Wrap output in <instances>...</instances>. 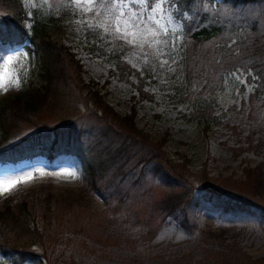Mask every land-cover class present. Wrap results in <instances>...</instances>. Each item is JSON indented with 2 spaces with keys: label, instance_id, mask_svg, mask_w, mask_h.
Returning <instances> with one entry per match:
<instances>
[{
  "label": "rangeland",
  "instance_id": "1",
  "mask_svg": "<svg viewBox=\"0 0 264 264\" xmlns=\"http://www.w3.org/2000/svg\"><path fill=\"white\" fill-rule=\"evenodd\" d=\"M20 2L25 11L22 27H29L32 9L48 17V38L69 47L82 64L83 77L97 81L107 104L120 114L133 105L135 125L152 141L163 138L158 148L172 161L171 174L177 181L190 179L215 192L206 189L203 197V190L193 189L199 199L191 211L194 227L188 230L155 206L174 181L149 164L125 166L121 180L102 181L87 176L73 154L75 148L65 146H57L51 157L35 152L16 161H0V182L33 174L30 182L0 195V211L7 204L24 203L37 231L35 240L46 254L17 261L0 253V264H264V63L207 65L209 57L216 58L210 51L205 65L196 61L188 71L182 31L172 57H161L168 59L161 68L150 52L146 58L138 46L117 38L111 29L119 11L109 14V4L103 0ZM124 2L139 11L130 0ZM88 7L92 10L86 11ZM262 12L264 0L220 8L224 31L212 37L213 46L233 50V26L247 28L256 20L262 29ZM9 15L10 9L0 0V20ZM243 16L245 22L236 21ZM100 24L110 30L105 32ZM17 38L0 40V55L7 60L8 54L20 59L21 50L27 53V75H21L19 88L0 92V99L36 80V56L27 40ZM69 90L73 97L68 110L54 104L34 123L13 122L7 140L34 132L37 126L45 131L47 126L69 124L72 132L81 133L79 149L93 156L117 159L125 154L130 160L139 156L135 140L120 133L115 122L93 112L76 90ZM123 141L131 142L128 151H123ZM225 196L242 199L246 209H224ZM22 237L9 239L20 242Z\"/></svg>",
  "mask_w": 264,
  "mask_h": 264
},
{
  "label": "trees",
  "instance_id": "2",
  "mask_svg": "<svg viewBox=\"0 0 264 264\" xmlns=\"http://www.w3.org/2000/svg\"><path fill=\"white\" fill-rule=\"evenodd\" d=\"M1 1L10 9V15L2 17L0 20V40L11 41V37L15 35L18 36L19 41L27 40L36 56L37 69L34 73L35 81L28 80L21 92L0 99V161H16L23 155L35 152H42L51 157L52 151L57 146H65L66 150L75 148L73 154L87 176L97 177L102 181H108L109 177L121 180L125 166L130 167L133 164L146 166L149 164L152 170L161 172L165 177H172L174 181V183H170V188L155 201L158 211L164 216L173 217L180 226L191 230L194 227L191 219L192 207L199 199L193 189L203 190V197L206 196V189L209 190L207 192L209 194H214L215 190L207 188L205 185H198L199 183L196 184L190 179L177 181V178L172 176L173 163L158 148L159 144L163 143V138L152 141L135 125L133 105L126 113L120 114L107 104L99 92L98 86L100 85L97 81L90 77H83L82 64L69 47L48 38L45 32L48 17L40 14L36 9H32L29 27L24 28L22 20L25 17V11L20 0ZM248 1L173 0V3L178 5L177 13L182 18L185 64L188 71L193 69L192 65L196 61H199L196 62L198 65L211 62L215 65L224 63V65L233 67L243 64L244 61L251 66L258 65L259 62L264 63V25L262 29H258L256 20H252L247 28L244 24L233 26L232 30H236L233 50L226 51L224 45L214 47V41L211 40L212 37L221 35L224 31V21L218 15L220 8H241L246 6ZM205 3L209 6V12L203 11ZM185 12L192 17L191 20H183L182 13ZM259 17L264 18V12ZM246 20L247 17L243 16L236 21L245 22ZM9 24H13V26ZM27 48L30 49V47ZM210 51L216 58L209 57L207 59ZM199 67L201 69V66ZM69 88L76 90L84 98L85 104L92 106L93 112L101 113L106 119L115 122L120 133L135 140V143L139 144L137 148L140 150L139 156L134 160H130L131 156L125 154H119L117 159L115 156L112 158L93 156L89 152L79 149V142L83 138L81 133L72 132L69 129V124L66 127L59 124L47 126L46 132L41 131V128L37 126L34 132L18 136L14 140H7L9 136H12L10 131L14 127L13 122L34 123L37 115L50 110L54 104L58 108L68 110L70 99L73 97ZM111 141L109 144L112 143ZM130 144V141H123V151H128ZM127 162L129 163L127 164ZM112 163L114 164L113 168ZM216 195L218 196V194ZM222 205L224 209L231 211L246 209L242 199L231 196H225ZM27 212L28 210L22 202L15 205L7 204L0 211V253L10 254L17 261L45 258L46 256L41 243L35 240L37 231L35 226L29 222ZM2 228L6 232L2 231ZM21 234L25 238H20V242L9 239L11 236L16 237ZM32 245L39 248H32Z\"/></svg>",
  "mask_w": 264,
  "mask_h": 264
},
{
  "label": "snow or ice",
  "instance_id": "3",
  "mask_svg": "<svg viewBox=\"0 0 264 264\" xmlns=\"http://www.w3.org/2000/svg\"><path fill=\"white\" fill-rule=\"evenodd\" d=\"M108 3L106 11L111 14L113 10H118L119 14L114 16L111 30L118 34V39L124 40L127 44L138 46L140 51L147 58L149 52L157 60L160 67L168 64V59L161 57H172L177 47L179 35L183 31L182 20L176 15L178 5L173 0H130L133 6H138L139 11H132L129 3L124 0H118V3H112L111 0H103ZM91 4V0H89ZM88 7L86 11H91ZM125 10L128 15L125 16ZM204 12H209V6L205 3ZM187 12L183 14V20H191ZM99 27L108 32L110 28L100 24ZM145 46L149 51H145ZM22 53V58L17 59L15 53L8 54L7 60L4 55H0V92H6L9 88H19L21 86V75H27V53ZM175 63V59H173ZM239 79V77H237ZM42 174V173H41ZM65 175L73 176V173ZM33 179L31 172L26 175L18 176L10 181L0 182V195L10 193L17 185L28 183Z\"/></svg>",
  "mask_w": 264,
  "mask_h": 264
}]
</instances>
